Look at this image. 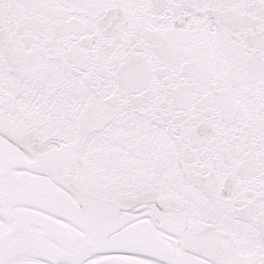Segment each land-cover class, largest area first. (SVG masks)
I'll list each match as a JSON object with an SVG mask.
<instances>
[{"label":"snow or ice","instance_id":"obj_1","mask_svg":"<svg viewBox=\"0 0 264 264\" xmlns=\"http://www.w3.org/2000/svg\"><path fill=\"white\" fill-rule=\"evenodd\" d=\"M0 264H264V0H0Z\"/></svg>","mask_w":264,"mask_h":264}]
</instances>
